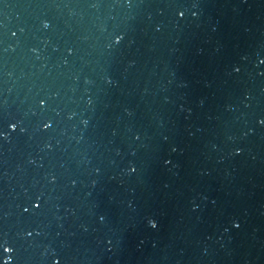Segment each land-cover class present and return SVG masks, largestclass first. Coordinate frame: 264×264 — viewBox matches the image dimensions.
<instances>
[{"label": "water", "instance_id": "obj_1", "mask_svg": "<svg viewBox=\"0 0 264 264\" xmlns=\"http://www.w3.org/2000/svg\"><path fill=\"white\" fill-rule=\"evenodd\" d=\"M0 167L145 264H264V0H0Z\"/></svg>", "mask_w": 264, "mask_h": 264}]
</instances>
